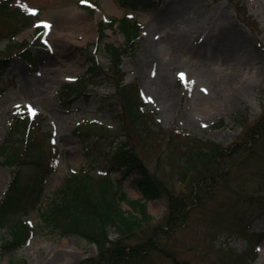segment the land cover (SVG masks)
<instances>
[{
  "label": "rangeland",
  "instance_id": "rangeland-1",
  "mask_svg": "<svg viewBox=\"0 0 264 264\" xmlns=\"http://www.w3.org/2000/svg\"><path fill=\"white\" fill-rule=\"evenodd\" d=\"M9 9L0 16V200L16 165L26 195L19 211L0 226V264L105 263L100 258L104 237L96 236L99 246L54 233L43 224L42 210L61 187L81 186L83 175L93 184L110 174L129 199H141L136 181L141 170L128 174L113 166L123 145L164 194L187 206L184 223L173 234L158 236L157 248L118 264H249L245 235H264V146L253 148L246 137L264 112V0H151L148 5L142 0H11ZM30 9L36 11L35 26L47 22L51 28L24 24L22 15ZM125 16L142 26L116 70L107 46L126 47L115 24ZM122 85L137 86L141 106L127 109L124 92L134 95L135 89ZM241 112L242 119L234 121ZM15 114L30 121L35 139L29 154L13 134ZM239 143L243 148L233 149ZM198 148L228 150L222 167L201 166L191 158ZM45 170L51 175L39 199L30 193L38 191L36 180ZM72 170L78 177L69 180ZM146 205L151 229L144 225L126 238L111 231L109 242L147 241L166 203L158 198ZM22 220L38 232L25 233V241L9 247L12 227ZM251 264H264V238Z\"/></svg>",
  "mask_w": 264,
  "mask_h": 264
},
{
  "label": "trees",
  "instance_id": "trees-1",
  "mask_svg": "<svg viewBox=\"0 0 264 264\" xmlns=\"http://www.w3.org/2000/svg\"><path fill=\"white\" fill-rule=\"evenodd\" d=\"M10 1L11 0H2L0 2V16H6V13L10 10ZM142 1L147 5L151 3V0ZM32 18L33 16L25 10L21 20L24 19V24H33ZM116 22L118 23V30L125 37L126 47L122 49L108 45L107 50L108 56L111 59L112 68L114 67L118 70L120 66V57L122 54L126 53L127 47L134 45L140 33L141 24L136 19H132L128 16ZM24 51L31 52L28 47L24 48ZM28 60L31 61V64H34L33 60ZM3 61L4 59L0 60V62ZM98 65L99 64H96V66ZM92 70L84 74V78L91 75ZM108 70L110 69L108 68ZM80 83L82 82L80 81ZM75 84L73 83L70 85L75 86ZM70 85H66V87H70ZM124 86L125 85H122V89L124 90H128L130 87H134L135 89L134 95L128 94L126 91L124 92V105L127 106V109L132 110L137 106H141V93L137 86ZM135 95L139 98L137 102L134 101ZM242 115V112L235 114L233 120L237 122L240 121ZM23 118V116H17V114H15L13 120V134H18V140H21V143L24 145L23 154H29L35 138L29 130L30 121L23 120ZM224 123L225 121L221 120L219 125L223 126ZM246 135L253 148L264 146V112L251 127L248 128ZM235 146L236 147L233 149L243 148L242 143L236 144ZM262 149L264 150V148ZM8 151H10V148H5V154H7ZM225 152H228V150L221 151L218 148H198L193 151L191 158L193 157L201 162V166L205 164V169H209L211 166L217 167V164L222 167L223 161L225 160L222 156L225 157ZM10 153V162H13L17 152L13 151ZM114 157L117 159L114 160L115 164H113V166L126 169L128 174L133 169L141 170V178L136 181L142 192L143 199H129L122 190V182L119 179L112 178L110 174L107 175L108 173H105L107 177L94 178L93 184L87 180L90 178L88 175H83L84 178L81 186L75 188L65 186L61 188L57 192L56 198L48 204L46 209L43 208L42 210L43 224L54 233L58 231L59 234L64 236H72L76 239L80 237L90 239L99 244V246L102 244L98 240H95L97 239L96 236L101 235V237H104L105 242L109 245L105 247V242L102 241L104 246L102 245L100 252L104 255L100 258H106V262L103 264H118L120 262H125L128 258L133 260L140 256L139 253L157 248L156 239L158 236L162 234L171 235L184 223L181 218L183 214L182 208L187 206L186 204L181 206L177 198L175 199L172 194H164L162 189L160 190L158 187L159 184L153 175L144 167L143 162L134 152L125 149L124 145ZM16 167H18V169L13 171L7 189L0 200V226L6 223L8 217L15 215L19 211V207L25 198V186H23L21 181V169L19 165H16ZM50 175L51 170H45L38 175L36 180L38 191H34L37 194L34 193L37 198H41ZM77 177L78 176L74 175L73 177L70 175L69 180H74ZM209 177L217 180V176H207L206 180ZM89 184H91V186ZM158 198H164L166 211L158 224L153 226V232L147 241L134 245L123 241L122 244L119 242H109L107 235L113 230L120 233L123 238H126L134 231L136 232V230L143 229L144 225L149 226L151 229V216L148 213L146 202ZM195 199L196 202L199 201L198 195ZM122 202H125L131 208V211L127 212L123 210L121 206ZM236 216L241 217L239 212L236 213ZM32 228V232H29V228L25 222H19V224L13 226L11 230L13 239L7 243L8 246H18L19 242L25 240V233L33 235L38 232V228L34 227V225H32ZM245 237L248 242V250L250 249L246 259L247 262L251 264V262L257 259L259 246L263 242L264 235L248 232Z\"/></svg>",
  "mask_w": 264,
  "mask_h": 264
},
{
  "label": "snow or ice",
  "instance_id": "snow-or-ice-1",
  "mask_svg": "<svg viewBox=\"0 0 264 264\" xmlns=\"http://www.w3.org/2000/svg\"><path fill=\"white\" fill-rule=\"evenodd\" d=\"M81 3H87V0H81ZM29 14L35 16V15H36V11H35L34 9H30V10H29ZM36 26H37V27H43V28L46 29V30L51 28V25H50L49 23H47V22H43L42 24H40V25H36ZM45 35H47V31L45 32ZM45 43H47V42H45ZM180 79H181L182 82L185 83V86H188V83H189V82L186 81L185 76H184L183 73L180 74ZM149 100H150V98H149ZM17 107H19V106H17ZM28 112H29V115H30L31 117H34L35 114H36V113H35V109L31 108L30 106L28 107Z\"/></svg>",
  "mask_w": 264,
  "mask_h": 264
},
{
  "label": "bare ground",
  "instance_id": "bare-ground-1",
  "mask_svg": "<svg viewBox=\"0 0 264 264\" xmlns=\"http://www.w3.org/2000/svg\"><path fill=\"white\" fill-rule=\"evenodd\" d=\"M86 32H89V31L86 30ZM93 33H94V31H93V32H90L89 35L91 36ZM236 44H237V43L235 42V43H234V47H235V48H237V45H236ZM235 48H234V49H235Z\"/></svg>",
  "mask_w": 264,
  "mask_h": 264
}]
</instances>
